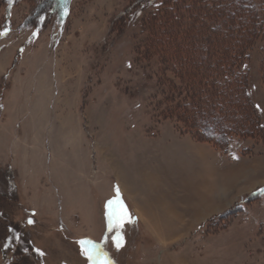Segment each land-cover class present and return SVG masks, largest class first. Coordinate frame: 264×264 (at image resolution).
<instances>
[{
	"label": "rangeland",
	"instance_id": "1",
	"mask_svg": "<svg viewBox=\"0 0 264 264\" xmlns=\"http://www.w3.org/2000/svg\"><path fill=\"white\" fill-rule=\"evenodd\" d=\"M135 1L0 0V264H93V245L111 264H264V129L223 151L196 112L165 113L188 77L147 46L144 20L117 19ZM254 51L249 88L264 122ZM210 165L211 197L226 182L232 192L190 215L184 186H202ZM117 186L133 220L109 230ZM149 197L178 208L177 232L157 234Z\"/></svg>",
	"mask_w": 264,
	"mask_h": 264
},
{
	"label": "trees",
	"instance_id": "2",
	"mask_svg": "<svg viewBox=\"0 0 264 264\" xmlns=\"http://www.w3.org/2000/svg\"><path fill=\"white\" fill-rule=\"evenodd\" d=\"M169 1L174 0H137L117 19L124 17L129 27L144 20L147 46L170 57L188 77L181 88L173 84L164 112L181 109L191 117L196 112L206 126L197 131L226 151L236 136L264 129L259 103L251 97L248 65L260 48L264 67V0H176L184 8L179 11ZM41 18L42 25L48 15ZM180 95L185 99L178 102Z\"/></svg>",
	"mask_w": 264,
	"mask_h": 264
},
{
	"label": "crops",
	"instance_id": "3",
	"mask_svg": "<svg viewBox=\"0 0 264 264\" xmlns=\"http://www.w3.org/2000/svg\"><path fill=\"white\" fill-rule=\"evenodd\" d=\"M197 153H200V152H197ZM202 156H203V154H202ZM205 163H207V162L203 159L201 161V164L204 166ZM210 167H213V166L210 165L209 168L207 169V171L205 173V175H207V176H205V179H203L201 181V183L203 184L202 186H198L195 182H192V181L189 184H186L184 186L186 189H188L190 192H192L191 194L188 193L186 198H185V203L183 205L186 204V207L182 205L183 209H187V212L190 215L200 217L201 216L200 215L201 214L200 213V207L203 206V204H205L208 201H213L215 198H218V197L221 198V197L229 196L232 192V190L230 189V186H227L228 184L226 182L223 185V187L220 184L221 189L219 188V190H218V196L211 197L210 187L213 186V184H212L213 180L210 178V183H208L209 181H207V177L209 176L208 172H211ZM201 198H203V199H201ZM146 200H147L146 203L148 204V210H149L148 212H150L151 215H152V213H154L153 217H154L155 221H157L159 223V226L161 228L160 231L157 230V234L165 236V235H170L173 232L174 233L177 232L176 228H178V226L176 225V222H178L177 220H180V218L179 217L173 218L172 216H178V215H176V214H179L177 211L178 208H176L174 206V204L168 199L157 200V199H151L149 197ZM152 204H153V206H152ZM154 207L159 208L161 211H158V212L155 211ZM135 213H136L135 215L137 216V218L140 221L148 219V215L146 213L142 212L141 210H140V213H138L137 210L135 209ZM203 215H205V214L203 213ZM162 217H164V219H162ZM161 219L164 220V221H162V223L160 221ZM187 220H189V219H187ZM182 226H185V223L182 224ZM179 228L181 229V227H179ZM165 231H167V232H165ZM160 232H162V233H160Z\"/></svg>",
	"mask_w": 264,
	"mask_h": 264
},
{
	"label": "snow or ice",
	"instance_id": "4",
	"mask_svg": "<svg viewBox=\"0 0 264 264\" xmlns=\"http://www.w3.org/2000/svg\"><path fill=\"white\" fill-rule=\"evenodd\" d=\"M116 193L117 196L114 199L109 200L107 202V207L109 209L107 213L109 218V230H111L113 227L122 228L126 221L132 222L133 220V217L129 213L127 207L120 199V192L118 186L116 188ZM32 222L33 221L31 219L28 221V223H32ZM113 240L115 242L116 248L119 249L124 242V237L122 232L117 231V234L113 237ZM86 243L90 244L91 242L83 241V240L80 241L82 248ZM84 254L88 257L90 261L93 262V264H111V261L107 259L106 253H103L100 249L96 248L94 245L90 248H84ZM41 255H43V253H41Z\"/></svg>",
	"mask_w": 264,
	"mask_h": 264
},
{
	"label": "bare ground",
	"instance_id": "5",
	"mask_svg": "<svg viewBox=\"0 0 264 264\" xmlns=\"http://www.w3.org/2000/svg\"><path fill=\"white\" fill-rule=\"evenodd\" d=\"M217 187V195H218V190H219V188H220V186H216ZM222 187H223V185H222ZM221 189V188H220ZM123 194V193H122ZM220 195V194H219ZM204 197V196H203ZM201 199H203V198H201Z\"/></svg>",
	"mask_w": 264,
	"mask_h": 264
}]
</instances>
